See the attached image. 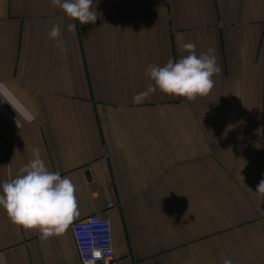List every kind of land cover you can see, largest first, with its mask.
Returning <instances> with one entry per match:
<instances>
[{
	"label": "crops",
	"instance_id": "crops-1",
	"mask_svg": "<svg viewBox=\"0 0 264 264\" xmlns=\"http://www.w3.org/2000/svg\"><path fill=\"white\" fill-rule=\"evenodd\" d=\"M94 4L95 24L81 25L51 0H0V82L36 116L0 99V183L39 148L76 187L73 221H110L117 264H264V0ZM55 24L66 50L48 36ZM188 41L215 50L210 94L134 103L147 66L179 59ZM71 223L42 240L0 207V254L81 264Z\"/></svg>",
	"mask_w": 264,
	"mask_h": 264
},
{
	"label": "clouds",
	"instance_id": "clouds-1",
	"mask_svg": "<svg viewBox=\"0 0 264 264\" xmlns=\"http://www.w3.org/2000/svg\"><path fill=\"white\" fill-rule=\"evenodd\" d=\"M51 6L58 7L68 18L79 21L81 25L95 24L98 18L94 0H51ZM67 27L68 31H75L74 24ZM61 35L59 24L53 25L48 32L49 38L56 40L61 50H66ZM181 49L186 54L179 59H169L163 66H147L145 76L152 83L133 97L134 103L145 102L157 90L186 98L187 101L210 94L215 83L213 77L221 71L215 50L209 48L198 55L196 44L191 41L184 42ZM0 99L10 103L17 117L27 122L36 119L4 82H0ZM16 123L19 127L17 118ZM255 192L264 199V179L259 181ZM0 207L13 225L26 231H37L42 240L63 234L79 215L74 183L70 177L61 176L59 171H51L39 148L32 149V159L14 177L0 183ZM0 264H7L3 254H0ZM223 264H232V261L226 258Z\"/></svg>",
	"mask_w": 264,
	"mask_h": 264
},
{
	"label": "built area",
	"instance_id": "built-area-1",
	"mask_svg": "<svg viewBox=\"0 0 264 264\" xmlns=\"http://www.w3.org/2000/svg\"><path fill=\"white\" fill-rule=\"evenodd\" d=\"M71 230L81 264H117L107 218L94 213L73 221Z\"/></svg>",
	"mask_w": 264,
	"mask_h": 264
},
{
	"label": "snow or ice",
	"instance_id": "snow-or-ice-1",
	"mask_svg": "<svg viewBox=\"0 0 264 264\" xmlns=\"http://www.w3.org/2000/svg\"><path fill=\"white\" fill-rule=\"evenodd\" d=\"M97 255H99V253H97Z\"/></svg>",
	"mask_w": 264,
	"mask_h": 264
}]
</instances>
